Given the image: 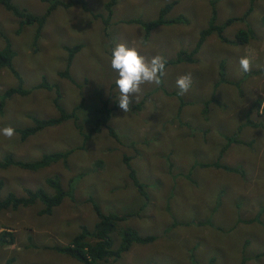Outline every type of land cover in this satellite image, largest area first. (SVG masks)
I'll use <instances>...</instances> for the list:
<instances>
[{"label":"rangeland","instance_id":"rangeland-1","mask_svg":"<svg viewBox=\"0 0 264 264\" xmlns=\"http://www.w3.org/2000/svg\"><path fill=\"white\" fill-rule=\"evenodd\" d=\"M53 1L11 0L34 15ZM84 1L90 13L101 16L91 18L78 6L58 7L46 19L35 47L33 26L19 29L18 20L0 7V48L2 37L8 38L23 89H32L43 75L58 86L66 111L84 102L77 115L79 131L66 121L24 141L17 134L11 139L0 134V160L11 154L34 162L42 154L72 150L65 167L59 162L34 172L0 169V198L8 193L21 197L23 189L50 194L44 180L54 176L64 191L72 189V198L50 215L38 216V203L0 213V234L8 233L13 240L0 248V262L12 258L13 264H80L44 247L66 245L80 226L91 230L95 204L102 214L122 219L110 236L112 250L127 229L154 237L149 244L130 246L112 264H208L210 259L212 264H264V0L249 10V0H116L109 21L102 10L106 0ZM169 2L174 5L164 18L181 17L185 23L162 25L147 35L140 24L127 23L156 19ZM211 8L217 25L229 17L242 18L224 28L221 35L228 43L215 34L205 37L193 63L183 61L170 73L174 65L169 66L161 87L143 85L132 110L124 113L117 100L118 74L110 65L112 48L123 42L148 57H188L199 32L208 26ZM246 28L253 37L235 44L236 32ZM75 44L82 48L69 74L79 86L57 76L64 67V47ZM245 55L252 60L248 73L239 65ZM189 72L192 87L179 96L176 79ZM15 86L16 80L1 69L0 95ZM52 97L51 92L32 89L25 97L6 99L0 128H26L31 118L55 117ZM101 100L116 106L107 122L112 136L106 127L93 130L90 116ZM142 100L141 108L134 109ZM227 137L253 140L254 145L246 149L231 143L217 159ZM215 163L240 172L209 167Z\"/></svg>","mask_w":264,"mask_h":264},{"label":"trees","instance_id":"trees-1","mask_svg":"<svg viewBox=\"0 0 264 264\" xmlns=\"http://www.w3.org/2000/svg\"><path fill=\"white\" fill-rule=\"evenodd\" d=\"M116 0H106L102 5V10L104 11V15L106 20H110L113 6L115 5ZM257 2V0H249L250 5L248 6V10L250 9L252 3ZM174 2H169L164 4L158 10V16L154 20L141 22L136 20H128L127 23H135L140 24L143 27L144 34H149L152 30L162 26V25H174L185 23L181 17L165 19L164 16L170 11ZM213 5V4H211ZM72 6H78L82 11L88 12L91 18H96L101 16V14L93 15L87 9L86 2L84 0H66V1H53L50 5H47L44 12L40 15L31 14L24 9L17 8L12 4L11 0H0V7L6 12L10 13L13 17L18 20L19 29L24 26H33V36H32V46H36V42L39 39V33L41 28L43 27L46 19L49 14L53 12L58 7L62 9H68ZM242 18H227L223 24H215V11L211 8L210 18L208 22V26L202 29L199 32L198 39L193 47V49L189 52L188 57L177 56L170 60H167L166 67L171 65H176L178 63L186 62H194V57L207 37L210 34H215L216 37L222 41L228 43L223 37L222 32L225 27L229 26L236 20H241ZM105 24V23H102ZM108 22L105 26H107ZM103 32L106 33V27L103 28ZM253 33L246 28V30H238L234 36V43L238 45H243L253 37ZM3 45L0 48V70L5 69L8 73L16 80V86L12 88L5 89L0 95V110L3 106V102L6 99H9L12 96H27L33 89V91L44 90L47 92H51L53 97L50 100L51 107L56 111L55 117H49L44 119H36L31 118L32 123L29 127L26 128H15V132L20 141L26 140L28 137L34 135L35 133L52 126H57L63 122L71 121L76 128L77 131L80 130V126L77 124L78 121V112L81 109V106L84 105L83 100L79 102L76 106H74L70 111H66L61 103H60V93L58 86L54 83H49L45 76H41L39 81L33 86L30 90H25L22 87V82L17 71L14 69L12 65V60L14 58V50L12 48L11 42L8 38L2 37ZM82 48V45L75 44L71 47H64L66 52V58L64 62V67L61 72L57 73V76L60 78H64L70 81L72 84H75L70 77L69 67L71 66L74 55ZM179 55H183L180 52ZM222 63H220L221 65ZM222 66V65H221ZM223 67V66H222ZM79 86L78 84H75ZM236 85V84H235ZM161 87V85H160ZM143 104V100L137 102L133 105V108L139 110ZM116 108V106H109L107 100H101L100 105L95 109L93 114H91L90 118L93 116V130L95 132L100 131L103 127H106L109 135H113L112 131L108 129L107 122L110 119V115L112 111ZM89 114V113H88ZM248 124L247 122L244 125ZM251 124V123H249ZM226 143L223 148L219 151L217 159L221 157L224 149L232 144H242L246 146V149H249L251 145H254L253 140L241 141L239 138L227 137L225 138ZM241 149V148H240ZM72 150H67L65 152H53L48 154H42L38 160L34 162H24L15 159L11 154H5L3 158L0 160V169H7L9 167H14L20 170L34 172L39 169L46 168L55 163H61L62 166H66L67 158L71 154ZM204 167V166H200ZM213 168H223L228 172H240L239 169L227 168L219 165L217 163L213 164ZM241 170V169H240ZM129 176L132 178V183L138 192L143 195L141 190V186L135 181L132 174ZM44 184L46 187L51 189V193L48 194L44 190L37 189H23V195L21 197L15 196L13 193H8L5 197L0 198V213L2 211L11 210L14 211L18 208H26L35 203H38L41 208L37 212L38 216L41 215H50L52 210L59 206L64 198L71 199L72 198V189L69 187L67 190H63L57 180V178L49 177L44 180ZM69 184L73 185L72 180L69 181ZM2 188V181L0 180V190ZM92 210L96 217V222L93 225L91 230L86 229L84 226L79 227V232L64 246H53V247H44L45 249H51L56 252L58 255H64L71 259H74L80 264H112L114 263L122 253L127 251L132 245H146L151 243L154 240L152 236H140L135 231L132 230H124L120 233L119 236V244L117 248L112 250L111 243L112 239L110 236L115 232V226L117 222L121 221L120 217L112 214H102L95 204L91 205ZM8 237V239H6ZM13 240L9 237L8 233L0 234V248L12 245ZM111 262H107V261ZM213 259L209 260L208 264H212ZM0 264H13V259H6L4 262H0Z\"/></svg>","mask_w":264,"mask_h":264},{"label":"clouds","instance_id":"clouds-1","mask_svg":"<svg viewBox=\"0 0 264 264\" xmlns=\"http://www.w3.org/2000/svg\"><path fill=\"white\" fill-rule=\"evenodd\" d=\"M166 63L167 60L162 55L148 57L142 54L141 49L138 47L128 46L123 42L116 44L112 48L110 65L118 74L115 84L120 95L117 100L119 108L124 113L132 110L131 106L134 101L136 102L138 95L142 92L143 85H161L162 78L167 75ZM239 65L243 73L250 72L252 69L251 57L249 55L241 57L239 59ZM192 83L193 80L190 72L180 75L176 79L177 95H186L190 91ZM0 134L11 139L16 132L9 125L0 128Z\"/></svg>","mask_w":264,"mask_h":264},{"label":"crops","instance_id":"crops-1","mask_svg":"<svg viewBox=\"0 0 264 264\" xmlns=\"http://www.w3.org/2000/svg\"><path fill=\"white\" fill-rule=\"evenodd\" d=\"M166 60H167V59H166ZM182 64H183V63H178V64L174 65V66L169 70V73H170L171 71H174L175 69H179L178 66H180V65H182ZM168 67H169V66L166 67V71H167ZM215 86H216V85H215Z\"/></svg>","mask_w":264,"mask_h":264}]
</instances>
